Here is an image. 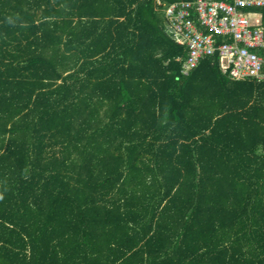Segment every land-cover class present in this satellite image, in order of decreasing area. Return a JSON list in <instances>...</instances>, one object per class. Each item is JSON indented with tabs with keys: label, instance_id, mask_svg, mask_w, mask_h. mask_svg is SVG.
<instances>
[{
	"label": "trees",
	"instance_id": "obj_1",
	"mask_svg": "<svg viewBox=\"0 0 264 264\" xmlns=\"http://www.w3.org/2000/svg\"><path fill=\"white\" fill-rule=\"evenodd\" d=\"M181 1L0 0V264H264V83Z\"/></svg>",
	"mask_w": 264,
	"mask_h": 264
},
{
	"label": "built area",
	"instance_id": "obj_2",
	"mask_svg": "<svg viewBox=\"0 0 264 264\" xmlns=\"http://www.w3.org/2000/svg\"><path fill=\"white\" fill-rule=\"evenodd\" d=\"M158 7L165 34L187 50L182 76L217 55L231 81L264 83V0H185Z\"/></svg>",
	"mask_w": 264,
	"mask_h": 264
},
{
	"label": "crops",
	"instance_id": "obj_3",
	"mask_svg": "<svg viewBox=\"0 0 264 264\" xmlns=\"http://www.w3.org/2000/svg\"><path fill=\"white\" fill-rule=\"evenodd\" d=\"M163 30H164V28H163ZM165 33V32H164Z\"/></svg>",
	"mask_w": 264,
	"mask_h": 264
}]
</instances>
